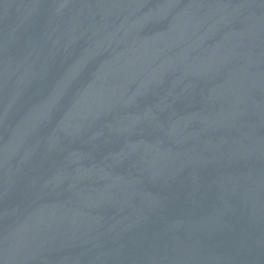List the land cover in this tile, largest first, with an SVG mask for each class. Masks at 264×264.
<instances>
[{
	"label": "water",
	"instance_id": "water-1",
	"mask_svg": "<svg viewBox=\"0 0 264 264\" xmlns=\"http://www.w3.org/2000/svg\"><path fill=\"white\" fill-rule=\"evenodd\" d=\"M0 264H264V0H0Z\"/></svg>",
	"mask_w": 264,
	"mask_h": 264
}]
</instances>
